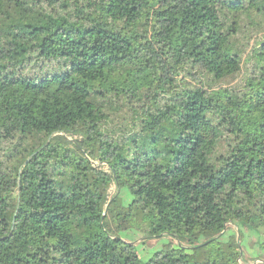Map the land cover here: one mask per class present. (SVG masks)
<instances>
[{
    "label": "trees",
    "instance_id": "1",
    "mask_svg": "<svg viewBox=\"0 0 264 264\" xmlns=\"http://www.w3.org/2000/svg\"><path fill=\"white\" fill-rule=\"evenodd\" d=\"M248 235L264 264V0H0V264H241Z\"/></svg>",
    "mask_w": 264,
    "mask_h": 264
},
{
    "label": "rangeland",
    "instance_id": "2",
    "mask_svg": "<svg viewBox=\"0 0 264 264\" xmlns=\"http://www.w3.org/2000/svg\"><path fill=\"white\" fill-rule=\"evenodd\" d=\"M241 75L242 74H239L237 79H240ZM114 190H115V187L112 186L110 188L109 192L113 193ZM237 229H238L237 226L233 223H228L225 227L226 232H230L232 235L235 234L234 236L230 237L227 240L229 243H231L234 246H236V244H238V242H241ZM126 239L129 240L128 237H126ZM141 240H142V238L140 236H138L137 240L135 241V244L140 243ZM165 240H166L167 245L175 243V241L169 239L168 237ZM167 245H163L161 243V241H159L157 239H150V240H146L143 243L142 248L143 249L144 248L145 249H151V248H156V247L158 248L160 246L166 247ZM233 250L236 251L237 248L234 247ZM256 250H257V244H256L255 236L248 235L247 240H246V244L240 248V253H242V257L238 259V262L241 264H257V263H259L261 260L259 257H255L256 255H258V254H255Z\"/></svg>",
    "mask_w": 264,
    "mask_h": 264
}]
</instances>
